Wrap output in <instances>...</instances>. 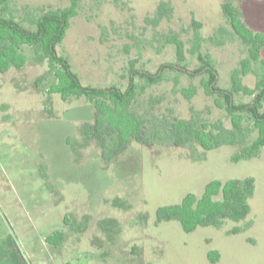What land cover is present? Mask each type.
<instances>
[{"label": "rangeland", "instance_id": "rangeland-1", "mask_svg": "<svg viewBox=\"0 0 264 264\" xmlns=\"http://www.w3.org/2000/svg\"><path fill=\"white\" fill-rule=\"evenodd\" d=\"M162 2L173 11L159 18ZM70 3L9 0L8 13L32 27L34 16ZM234 3L245 24L264 33V0ZM222 4L79 1V14L58 51L84 85L126 89L131 65L151 74L163 64L177 66L164 72L159 83L135 79L133 109L146 123L148 141H132L110 158H104L101 142L92 137L94 106L85 98L63 101L48 92L57 79L36 47H23L25 67L0 72V246L24 245L40 261L53 264H264V148L258 157L232 161L257 135L250 118L234 136L235 144L210 151L196 142L182 146L165 139L175 120L214 125L223 137L234 133L230 116L206 95L203 76L195 73L200 67L197 33L200 51L212 56L221 89L230 90L232 72L248 56ZM170 37L184 42L185 62L178 61ZM256 82L254 74L243 77L246 86ZM192 88L197 92L190 99L181 93ZM236 101L247 104L252 98L237 95ZM115 139L105 144L112 148ZM248 178L255 190L250 212L240 221L226 219L186 232L177 220H158L160 208L179 205L189 194L202 197L214 180ZM56 231L65 234L63 252L42 249L44 238ZM210 252L219 253V261L212 262Z\"/></svg>", "mask_w": 264, "mask_h": 264}, {"label": "trees", "instance_id": "trees-1", "mask_svg": "<svg viewBox=\"0 0 264 264\" xmlns=\"http://www.w3.org/2000/svg\"><path fill=\"white\" fill-rule=\"evenodd\" d=\"M79 1L71 0L70 5L65 8L48 10L34 16L29 21L32 27H27L9 15V0H0V72L5 73L12 67L16 69L25 67L27 57L22 51L23 47H36V52L45 57L57 79L48 92L59 94L63 101H68L72 97L85 98L94 106L95 124L92 137L101 142L106 159L125 151L132 141L139 143L148 141L146 123L133 109L138 94L135 79L141 77L150 84L159 83L164 72L176 70L177 66L163 64L158 71L151 74L134 71L132 70L134 65H131L130 80L126 89L118 86L98 88L84 85L69 58L58 51V47L67 36L72 20L79 14ZM172 9L170 3L162 2L158 7L159 18L171 14ZM222 9L232 32L247 48L248 56L241 62L240 67L232 72L230 90L221 89L212 56L200 51L202 39L197 33L194 42L200 67L195 73L203 76L201 85L206 95L214 97L215 105L219 109H224L230 116L234 133L229 135L230 138L223 137L216 133L220 129L214 125L198 126L192 121L175 120L170 123L165 139L182 146L196 142L204 151H210L222 145L235 144L234 136L244 131L245 120L248 117L257 135L252 142L242 146L232 158V161L238 162L258 157L264 148V59H262L264 33L255 32L245 24L234 0H223ZM224 31L221 29V34ZM168 42L175 46L178 61L185 62L184 42L177 37H170ZM256 66L259 68L256 69ZM250 74L257 77L254 87L243 83V77ZM196 92V88L181 91L188 99ZM237 95L251 97L252 102L238 104ZM114 136L115 142L112 148H109L105 141ZM155 138L164 139L162 136ZM254 190L255 183L252 178L227 182L214 180L206 186L202 197L189 194L179 205L160 208L157 217L159 221H179L186 232H192L199 226H219L226 219L240 221L250 212L249 200ZM64 240L65 234L60 231L46 238L47 243L55 247L62 245ZM209 258L212 262H217L220 256L217 252H210ZM0 264L27 262L16 247L6 249L1 246Z\"/></svg>", "mask_w": 264, "mask_h": 264}, {"label": "crops", "instance_id": "crops-1", "mask_svg": "<svg viewBox=\"0 0 264 264\" xmlns=\"http://www.w3.org/2000/svg\"><path fill=\"white\" fill-rule=\"evenodd\" d=\"M46 238L47 237L44 238V241L42 242V246L41 247H42V249H51V251H52V249H53L52 247H55V246H53L51 244H48L47 241H46ZM65 243H66V239L64 240L62 245H60L58 247H55L57 253L59 251L63 252V250H64V248L66 246ZM2 246L5 247L6 249H9V248H12V247H16L18 249L19 253L26 260L27 264H30V263L31 264H53V262H51V261H50V263L49 262L47 263V262L40 261V259L36 258V255H35L34 252L29 251V250L26 251L25 248H24V245H22L21 247H19L18 245L11 246V245H7V244L6 245H2Z\"/></svg>", "mask_w": 264, "mask_h": 264}]
</instances>
